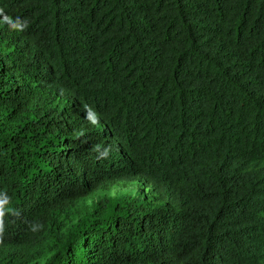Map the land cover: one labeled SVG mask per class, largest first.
<instances>
[{"label": "trees", "instance_id": "1", "mask_svg": "<svg viewBox=\"0 0 264 264\" xmlns=\"http://www.w3.org/2000/svg\"><path fill=\"white\" fill-rule=\"evenodd\" d=\"M0 200V264H264V0H0Z\"/></svg>", "mask_w": 264, "mask_h": 264}, {"label": "rangeland", "instance_id": "2", "mask_svg": "<svg viewBox=\"0 0 264 264\" xmlns=\"http://www.w3.org/2000/svg\"><path fill=\"white\" fill-rule=\"evenodd\" d=\"M122 195L136 196L146 203L153 204L155 202V195L151 193L149 188L137 180L130 181L121 183L109 190H100L95 195L80 201L71 214L72 220L75 221L76 219L90 215L93 212L94 205L100 200Z\"/></svg>", "mask_w": 264, "mask_h": 264}, {"label": "clouds", "instance_id": "3", "mask_svg": "<svg viewBox=\"0 0 264 264\" xmlns=\"http://www.w3.org/2000/svg\"><path fill=\"white\" fill-rule=\"evenodd\" d=\"M16 27H19V24H17ZM93 123H95V121H93ZM6 203H7L6 200H0V236H2L4 231L3 217L5 214L4 206ZM0 243H2V239H0Z\"/></svg>", "mask_w": 264, "mask_h": 264}]
</instances>
